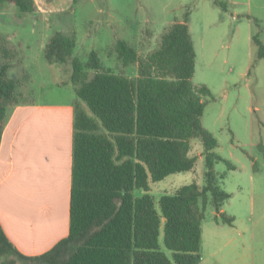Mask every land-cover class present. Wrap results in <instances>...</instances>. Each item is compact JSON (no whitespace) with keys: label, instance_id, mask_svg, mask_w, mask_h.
Masks as SVG:
<instances>
[{"label":"trees","instance_id":"obj_1","mask_svg":"<svg viewBox=\"0 0 264 264\" xmlns=\"http://www.w3.org/2000/svg\"><path fill=\"white\" fill-rule=\"evenodd\" d=\"M7 4L23 13L38 9L36 0H0V9ZM253 40L264 56L262 41ZM76 46V33L58 31L43 48L49 64L71 66L76 92L69 233L48 251L27 255L0 222V264H200L207 206L222 223L235 222L221 212L232 195L216 163L237 166L215 151L218 139L203 123L211 89L194 81L197 51L188 20L176 21L160 47L145 55L117 41L118 58L137 65L135 75L105 67L95 49L82 60ZM21 63L19 49L0 36V145L10 108L32 101L21 90L29 73L10 76ZM194 139L202 145L205 183L184 184L157 199L153 183L197 165Z\"/></svg>","mask_w":264,"mask_h":264},{"label":"rangeland","instance_id":"obj_2","mask_svg":"<svg viewBox=\"0 0 264 264\" xmlns=\"http://www.w3.org/2000/svg\"><path fill=\"white\" fill-rule=\"evenodd\" d=\"M220 1L226 6L215 0H36L39 9L33 13L7 4L0 9V36L19 49L23 62L10 76L30 75L22 92L42 105L63 106L73 97L60 86L69 76L66 65L48 67L41 54L55 32L76 33L75 52L82 60L95 49L105 67L135 75L137 65L118 58L117 41L127 40L145 55L160 47L176 21L188 20L198 52L194 81L211 89L203 123L218 139L215 151L237 166L216 163L221 185L232 195L223 208L235 222L222 223L207 206L200 264H264V56L253 40L257 35L264 44V0ZM55 114L68 121L65 109ZM193 145L201 156L199 140ZM205 173L201 156L193 170L153 183L152 194L158 199L178 186L203 184Z\"/></svg>","mask_w":264,"mask_h":264},{"label":"crops","instance_id":"obj_3","mask_svg":"<svg viewBox=\"0 0 264 264\" xmlns=\"http://www.w3.org/2000/svg\"><path fill=\"white\" fill-rule=\"evenodd\" d=\"M42 59L48 67L54 66ZM64 69L69 76L60 86L73 97L63 106L36 100L12 106L0 145V222L27 255L48 251L69 233L76 92L70 83L71 66ZM62 109L69 112L64 123L55 114Z\"/></svg>","mask_w":264,"mask_h":264}]
</instances>
